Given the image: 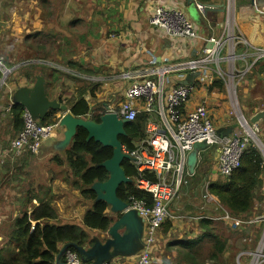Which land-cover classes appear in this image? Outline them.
I'll return each instance as SVG.
<instances>
[{
    "label": "crops",
    "instance_id": "obj_1",
    "mask_svg": "<svg viewBox=\"0 0 264 264\" xmlns=\"http://www.w3.org/2000/svg\"><path fill=\"white\" fill-rule=\"evenodd\" d=\"M35 3L31 9L28 7L25 10L26 20L30 14L33 23L28 25L26 22L23 31L25 30L26 46L32 40L30 33H36L34 40L37 57L25 60L23 65H32L29 62L33 61H37V66L43 67L46 62L54 63L55 66L52 67L59 73L53 71L50 75L44 72L33 74L46 77L49 97L58 99L62 92L59 85L52 90L51 87L55 86H51L52 75L66 76L68 84H72L69 85V91L74 96L71 102L62 98L63 103L71 109L82 95L90 107H95V112L106 110L108 105L118 106L125 99L128 83L122 78L123 72L130 71L133 78L139 79L155 66H175L181 61L198 57L205 48L213 47V39L226 37L225 26L231 19L232 32L237 38L234 45L226 44L225 47L235 49L236 56L227 59L228 56L225 55L222 59L220 67L226 73L225 79L218 77L217 65L211 64V70L207 73L212 76V82L200 84L199 72L174 70L169 74L168 85L197 84L183 111L188 113L204 103L221 136L231 135L239 128L240 115L248 122L258 124L264 132V57L260 55L264 50V0H237L232 11L214 10L207 16L198 8L197 4L202 3L199 0H35ZM158 3L182 8L197 23L200 35L209 41L173 38L152 26L149 16ZM209 3L219 8L226 6L227 0H211ZM200 20L202 22L199 23ZM47 54L52 56H46ZM39 68L42 67H37ZM33 69L34 66L31 67L32 73ZM60 114L57 113V116ZM154 118L158 120L156 116ZM253 119L257 121L252 122ZM64 130V127H60L54 136L42 144L40 151L41 159L52 164V171L60 175H52L48 180L49 191H53V194L47 196L37 187L28 191L31 186L28 178L19 183V187H14L9 182L0 184V246L9 241L15 220L31 213L41 198L52 201L59 213L61 224H82L84 214L90 206L84 203L85 198L73 200V194L79 196V192L76 194L75 191L81 188L72 187V180L77 182V177L66 159L67 149L60 151L55 148V144L63 139ZM262 140L264 144V139ZM218 152L219 145H214L199 153L195 173L191 175L188 172L187 177L188 183L189 177L197 179L192 186L187 187L188 190L193 192L194 187L204 184L207 177L206 183L219 179L216 172ZM69 170L73 176H70ZM79 186L84 187L82 184ZM262 187L264 173L262 184L256 191L254 206L243 217L264 212ZM172 203L169 206H175ZM109 215L117 219L116 214L109 212ZM178 218L175 216L170 221ZM171 228V223L167 222L164 233L170 235ZM198 229L201 236L204 229L200 222ZM88 232L90 236L95 232L105 234V231L97 229ZM162 238L164 235H159V243L153 249V258L171 264H189L179 254L178 249L168 247L171 242L161 244ZM138 254L116 258L113 263L136 264ZM62 260L60 264H64V259Z\"/></svg>",
    "mask_w": 264,
    "mask_h": 264
},
{
    "label": "built area",
    "instance_id": "obj_2",
    "mask_svg": "<svg viewBox=\"0 0 264 264\" xmlns=\"http://www.w3.org/2000/svg\"><path fill=\"white\" fill-rule=\"evenodd\" d=\"M237 0H227L226 8L232 11ZM199 9L204 4L198 3ZM230 20V19H229ZM149 23L173 38H187L189 40L204 39L197 30L195 23L182 8L162 5L158 3L149 16ZM227 23L225 27L228 26ZM234 33L219 40L213 39V47H207L202 55L181 61L175 66H155L142 78L135 79L131 72L122 74L128 85L125 88V99L118 106L108 105L105 112H114L120 118L133 121L141 113L149 115L146 123V138L139 142L131 151L127 150L137 160L140 174L135 179L136 187L152 195V204L134 199L132 205L144 220V248L137 257L136 264H171L153 258V249L159 242V232L163 225L175 218L170 211V204L178 197L187 180V158L193 145L197 142H206L209 146L219 145L216 159V170L219 176L228 179L240 166L244 153L251 145L262 150L257 136L259 125L249 123L242 115L239 117V128L231 135H219L212 123L206 105L200 104L193 111L185 113L183 107L189 102L197 84L168 85V77L172 71L200 72L199 83H207L211 76L207 73L210 64L217 63V71L221 74L218 62L221 60L223 49ZM264 57V50L260 52ZM235 55H231L233 58ZM219 69V70H218ZM15 104L10 101L8 110ZM157 117L155 119L154 117ZM24 128L11 142V148L3 152L2 158L9 157V153L17 156L38 154L42 144L54 136L60 128V120L52 124H40L25 111L23 115ZM256 135L257 138H254ZM253 141V142H251ZM263 144V142L261 141ZM255 144V145H254ZM264 145V144H263ZM3 161V160H2ZM149 172L154 178L145 177ZM206 183L204 199L206 203H214L216 210L222 211L220 217L235 226H244L264 222V214L255 217H237L214 197ZM207 218V217H203ZM212 219V218H210ZM214 220V219H213ZM252 264H257L258 257H264V231ZM246 252L240 255H245ZM64 264H87L77 251L68 250L64 257ZM241 264V263H239Z\"/></svg>",
    "mask_w": 264,
    "mask_h": 264
},
{
    "label": "trees",
    "instance_id": "obj_3",
    "mask_svg": "<svg viewBox=\"0 0 264 264\" xmlns=\"http://www.w3.org/2000/svg\"><path fill=\"white\" fill-rule=\"evenodd\" d=\"M199 1L203 4L211 2V0ZM36 76H34V81ZM52 76L51 79H54V75ZM27 78L32 79L33 76L28 73ZM58 100L61 103L64 102L61 96ZM94 108L90 107L88 101L81 95L70 110L76 116H90L92 119L100 121V117L105 113V110L95 112L96 109ZM10 112L13 128L19 133L24 128L23 115L25 108L21 104H15ZM57 113L50 111L44 119L38 122L40 124L56 123L60 120ZM148 119L149 115L141 113L135 120L125 126L127 135L120 136L125 149L129 151L135 149L136 144L146 138ZM87 136L88 133L84 128H78L72 144L65 151L66 159L69 161L74 176L79 181L81 180L83 186H86H78L82 189L83 197L92 203L84 214L82 224L80 225L78 222L62 224L56 222L59 218L56 207L50 199L41 198L31 213L24 214L13 223L9 241L0 246V264H57L56 259L62 248L61 245L76 244L89 247L94 243V239L88 231L92 229L106 231L114 220L116 221L109 215L110 206L105 201H97L96 193L91 189L94 182L108 179L109 173L99 164L112 156L113 149L104 147L93 139L88 141ZM123 167L126 174L133 179V182L124 183L119 187V197L129 204L137 199L146 201L151 205L152 195L136 187L135 179L139 175L137 164L126 160ZM263 173L264 157L257 148L251 145L244 153L241 165L233 172L231 177L228 179H215L210 182V193L227 207L232 215L242 216L254 206L256 191L262 184ZM144 175L145 177L154 178L149 172H145ZM252 217L250 216V218ZM199 222L204 229L201 236L193 239L177 240L174 243H169L168 247L178 249L179 254L189 264H230L229 261L226 262L223 259L229 245L228 238L214 230L213 219L201 218ZM206 241L209 242L211 253L208 258H202L200 251L203 249L202 244ZM70 249L76 251L73 246ZM207 260H211V263H208ZM109 264L115 263L111 262Z\"/></svg>",
    "mask_w": 264,
    "mask_h": 264
},
{
    "label": "rangeland",
    "instance_id": "obj_4",
    "mask_svg": "<svg viewBox=\"0 0 264 264\" xmlns=\"http://www.w3.org/2000/svg\"><path fill=\"white\" fill-rule=\"evenodd\" d=\"M35 4V0H0V184L3 182H9L13 184L14 187H19V183H23L24 180L28 178L29 182L31 183L28 191L32 187H37L40 188V191L43 190L45 195L49 196L51 193L53 194V191H49L48 180L52 175H60L56 174L55 171H52V164L45 163V160L41 159V149L38 154L17 156L13 153H9V157H6L5 159L2 158L3 152L10 150L11 142L17 136L16 134H18L13 128L11 113L8 110L11 101V94L21 86L34 84L35 77L33 74L44 72L45 74L50 75L53 71H56L52 67L55 66V64L49 62H46L44 67L37 66V61L29 62V64L32 65H23L25 60L31 58L36 59L37 57V45L34 40L36 33L33 31V33H30L32 40L28 46H26L25 30L23 31V29H25L26 22L28 25L33 23L30 20L32 16L30 14H28V19L26 20L25 10L28 7L31 9ZM200 22L202 21L200 20L199 23ZM194 23L197 25L195 21ZM197 29L199 31V26ZM48 48L53 50L52 46H49ZM46 56L52 55L47 54ZM33 66L34 69L32 73L31 67ZM37 67L42 68L37 69ZM6 71L8 72L7 75L5 74ZM56 72L55 74H57ZM28 73L33 76L32 79L27 78ZM58 85L59 89H62V92L60 93L61 97L66 102H71L74 95L71 93V91H69L71 87L69 85L72 84H68L67 77L55 75L51 83V86H54L51 87L52 90H55ZM229 86L232 87L233 85ZM49 90L51 91L50 87ZM51 92L54 93V91ZM233 93H235V91H233ZM263 134V129L259 126L257 136L261 140L264 139ZM259 151L262 153V155H264V149ZM20 169L22 172H20ZM10 171L12 172L10 173ZM65 173L68 172L66 171ZM69 174L70 176H73L70 170ZM196 179L197 178L195 177H189V183L187 186L185 185L182 187L178 197L172 203H175V206H170V211H173V215L178 216L179 218L176 221H167L169 224L171 223L172 226L170 235L164 233L165 225L161 228L159 234L162 236L164 235V238L161 239V244L169 242L174 243V241L177 240L198 237L200 235L198 229L200 219L203 217L212 218L214 219V230L220 235L227 237L230 241L229 245L227 246V251L224 253L223 259L226 262L229 261L230 264H252L254 256L251 253H254L257 250L256 248L264 231V222L247 224L244 226H235L222 219H217L216 217L221 216V211L216 210L214 203H206L204 199L205 183L208 180V177L204 181V184L202 183L194 187L193 192L190 191V189L188 190L187 187L192 186L196 182ZM219 179L225 178L219 177ZM76 180L77 184L75 180H72V187L75 189H77L78 186L82 184L80 182L81 180L79 181L78 178H76ZM81 190L82 189H78V191H75L76 194L79 192L77 194L79 196L76 197L75 194H73L74 201H76V199L83 200L85 198L83 197ZM262 191L264 193V187H262ZM84 203L88 204V206H91L92 204L91 201L87 199H84ZM260 214H264V212H261ZM56 222L60 223L61 221L58 218ZM95 235L101 236L104 235V233L95 232L94 236ZM202 246L203 249L200 251V256L202 258H208L211 253L209 242L206 241L204 244H202ZM243 252H246V254L240 255ZM207 261L208 263H211V260ZM256 263L264 264V257H258L256 259Z\"/></svg>",
    "mask_w": 264,
    "mask_h": 264
},
{
    "label": "water",
    "instance_id": "obj_5",
    "mask_svg": "<svg viewBox=\"0 0 264 264\" xmlns=\"http://www.w3.org/2000/svg\"><path fill=\"white\" fill-rule=\"evenodd\" d=\"M226 6L216 8L209 3L202 10L207 16L214 10H226ZM14 104H21L35 120L44 119L50 111L61 113L60 127H64V137L55 144L57 150L67 149L77 134L78 128H84L87 133V140H95L104 147L113 149L109 159L101 162L99 166L104 167L109 173L105 181H96L91 189L96 193L97 201H105L109 211L119 214L106 230L103 236H93L94 243L90 247L76 244H65L57 255L56 263L60 264L63 255L73 246L85 263L106 264L113 262L116 258L137 255L143 249L144 220L136 209L129 208V203L118 195L119 187L124 183L133 182V179L126 174L123 164L126 160L137 161L138 159L126 151L120 136L127 135L125 126L129 120L120 118L114 112H105L101 115L100 121L89 117L74 115L67 104L59 102L57 98L51 99L46 89V77L36 76L32 86L24 85L16 89L12 95ZM253 119L252 122H256ZM209 148L206 142H197L189 152L187 158V170L191 175L199 160V153Z\"/></svg>",
    "mask_w": 264,
    "mask_h": 264
},
{
    "label": "bare ground",
    "instance_id": "obj_6",
    "mask_svg": "<svg viewBox=\"0 0 264 264\" xmlns=\"http://www.w3.org/2000/svg\"><path fill=\"white\" fill-rule=\"evenodd\" d=\"M236 2H237V1H236ZM200 4H202V3H200ZM207 4L209 5V3H205V4H204V8H205V6H206ZM197 6H198V4H197ZM198 8H199V7H198ZM204 8H203V9H204ZM203 9H202V10H203ZM200 10H201V9H200ZM202 10H201V11H202ZM230 20H231V19H230ZM230 20H229L230 24H228V26L225 28V31L227 32L226 35L232 33V26H231V21H230ZM236 38H237V35H233L232 38L228 41V45H234V44H235V40H236ZM234 48H235V47H234ZM234 50H235V49H234ZM234 50L232 49V47H230V49H226V47H224V49H223V54L221 55V60H220V62H218V65L221 66L222 59H223V57H224L225 55L228 56L227 59H230V58H231V57H230L231 55H235V54H234ZM235 51H236V50H235ZM235 56H236V55H235ZM235 56H234V57H235ZM212 64H213V65H217V63H216V64H215V63H212ZM210 65H211V64H210ZM209 67H210V66H209ZM210 70H211V69H210ZM210 70H209V71H210ZM218 70H219V69H218ZM127 72H130V71H127ZM198 72H199V71H198ZM217 72H218V71H217ZM220 72H221V74L218 72V77H220V78H222V79H225L226 73H225L222 69H220ZM123 73H124V72H123ZM123 73H122V74H123ZM199 73H200V72H199ZM5 74L7 75L8 72L6 71ZM212 80H213V79H212V76H211V79L209 80V82H212ZM209 82H207V83H209ZM183 84H184V83H183ZM13 93H14V92H13ZM13 93H12V95H13ZM190 97H191V96H190ZM11 99H12V96H11ZM189 100H190V99H189ZM123 101H124V100H123ZM183 109H184V107H183ZM183 109H182V110H183ZM25 111H26V109H25ZM183 112H184V111H183ZM190 112H191V111H190ZM209 116H210V115H209ZM37 121H39V120H37ZM130 122H131V121H130ZM212 123H213V122H212ZM213 125H214V123H213ZM214 127H215V125H214ZM253 137H254V138H257L256 135H253ZM49 139H50V138H49ZM46 141H47V140H46ZM258 142H259V145H260L261 149L263 150V149H264L263 144H262L261 141H259V140H258ZM263 156H264V155H263ZM134 162L137 164V161H134ZM240 165H241V164H240ZM188 172H189L188 170L185 171V178H186V180H187V183H188V179H187V177L189 176V173H188ZM139 174H140V172H139ZM187 183H185L184 186L187 185ZM184 186H183V187H184ZM148 193H149V192H148ZM133 201H135V200H133ZM132 203H133V202H132ZM132 203L129 204V208H131L130 206L132 205ZM132 209H133V208H132ZM221 212H222V211H221ZM111 213H112V212H111ZM116 215H117V219H118V215H119V214H116ZM237 217H240V216H237ZM253 217H255V216H253ZM117 219H116V220H117ZM222 220H223V219H222ZM105 232H106V231H105ZM93 236H94V235H93ZM93 236H92V237H93ZM89 247H90V246H89ZM143 248H144V242H143ZM68 250H70V248H69ZM68 250H67V251H68ZM142 250H143V249H142ZM142 250H141V251H142ZM141 251H140V252H141ZM140 252H139V254H140ZM139 254H138V255H139ZM110 263H111V262H110ZM106 264H109V263H106Z\"/></svg>",
    "mask_w": 264,
    "mask_h": 264
}]
</instances>
